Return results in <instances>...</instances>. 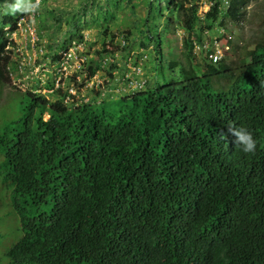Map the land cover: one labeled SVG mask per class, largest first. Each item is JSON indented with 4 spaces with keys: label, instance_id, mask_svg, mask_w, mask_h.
<instances>
[{
    "label": "trees",
    "instance_id": "1",
    "mask_svg": "<svg viewBox=\"0 0 264 264\" xmlns=\"http://www.w3.org/2000/svg\"><path fill=\"white\" fill-rule=\"evenodd\" d=\"M187 2L79 0L51 14L70 40L89 8L103 40H128L134 27L158 55L171 16L157 31L127 11L147 9V24L152 13L186 14ZM185 49L189 67L167 63L176 79L117 101L71 110L23 93L0 106V174L22 233L0 264H264V43L202 71ZM231 127L251 132L254 153Z\"/></svg>",
    "mask_w": 264,
    "mask_h": 264
},
{
    "label": "clouds",
    "instance_id": "2",
    "mask_svg": "<svg viewBox=\"0 0 264 264\" xmlns=\"http://www.w3.org/2000/svg\"><path fill=\"white\" fill-rule=\"evenodd\" d=\"M50 1L0 0V74L3 80L0 106L3 108L11 98L23 93H31L35 98L42 96L49 104H62L71 110L83 105H98L102 101H115L142 90L147 80H150L151 85L155 83L158 80L153 79L156 66L167 70L168 74L162 73L161 76L165 80L176 79L179 70H169L167 63L175 60L179 64L177 67L185 64L189 67V59L184 57L187 54L185 46L191 48L193 67L198 64V71H202L205 64L215 69H222L225 65L233 67L248 51L264 43V0H188L185 7L190 11L186 14L184 11L169 15L152 13L149 16L155 19L153 21L150 18L147 24H144L148 15L145 9L146 15L135 20L139 22L140 28L146 25L153 28V23L156 22L157 31H160L159 25L164 26V21L169 16L172 18L168 31L162 33L164 42L158 55L152 43L147 44L142 37L135 40L137 31L134 27L130 28L133 35L128 40L116 31L113 32L112 39L103 40L102 30L93 23V10L89 8L82 19L81 30L69 40L68 27L64 23L57 25L51 13L64 7L71 12L74 7L79 6V0L74 6L75 0L67 5V0L64 5L62 0H56V5L52 7ZM162 3L163 1L160 4ZM141 9L137 14L127 11L130 22H133L131 16L138 15ZM185 16L188 19L184 24ZM43 18L46 29L40 27L39 21ZM187 23L192 24L188 27ZM49 26L51 29L47 33ZM246 27L258 30V34L254 38H247L244 33ZM85 33L93 35V40H88L87 47L92 52H83L87 42ZM172 36H179L174 39L175 48L179 47L177 51H173L171 47ZM49 37L54 40L51 42ZM141 39L146 48L141 47ZM131 40L132 49H129L126 45ZM51 43L52 46L47 48ZM28 50L33 51L34 56L29 55ZM80 55L83 57L80 58ZM147 55L151 59L148 73L145 61ZM35 64L38 66L39 76L33 78L35 81L32 86L22 88ZM76 64L78 67L71 70ZM90 71L93 73L91 77L88 75ZM99 73L105 78L102 81L108 83L107 88L102 87L100 92L96 91L95 98L91 96L94 89L90 90V98L81 96V88L98 77ZM261 79H264V75ZM115 81L120 86L115 85ZM259 85L262 90L264 83ZM216 86L219 87L220 84L216 83ZM1 112L0 109V114ZM3 113L7 115L6 112ZM43 119L48 120L49 115L45 113ZM230 131L236 138V145L244 153L255 152L257 143L250 131L242 127H231Z\"/></svg>",
    "mask_w": 264,
    "mask_h": 264
},
{
    "label": "rangeland",
    "instance_id": "3",
    "mask_svg": "<svg viewBox=\"0 0 264 264\" xmlns=\"http://www.w3.org/2000/svg\"><path fill=\"white\" fill-rule=\"evenodd\" d=\"M68 1L65 3V5H67ZM49 4H52V6L56 5V0H51ZM77 4V0H75L73 2V5ZM64 5V4H63ZM146 15V10L145 9H141L139 14L134 16H131V20L135 21L138 20L141 17H144ZM255 27V26H254ZM258 30H254L250 27H246L244 29V33L246 35L247 38L251 39L254 38L258 33ZM85 37L87 42L84 44V50L85 51H90L92 52V49H88L87 47L89 46V41L88 40H93V35L92 33H85ZM172 42H171V47L173 49V51H177L178 48H175L174 46V39L175 38H179V36H172ZM176 45V43H175ZM27 53L29 55L34 56V52L32 51H27ZM83 55H80V58H82ZM79 58V59H80ZM146 61V69H147V73L149 72V65L148 63H150L151 59L150 57L145 58ZM120 64H122V62H120ZM74 67H78V65H74ZM37 68L38 66L35 64L32 69L30 70L29 73V77L28 79L24 82V86L22 88H28L29 86H32L34 84L35 77L39 76V73H37ZM161 73H164L165 75L168 74L167 70L165 68L162 67H158L155 70V74L158 78V80L154 83L155 86H159L162 84V79H161ZM103 78L102 75L99 73L98 77H96L93 81L88 82L83 88H81V96H83L84 98H90V90L94 89L93 92H91V96L92 98L96 97L95 92L98 91L100 92V89L103 88H107L106 81H102ZM80 82V81H78ZM93 82V83H92ZM21 83V82H20ZM115 85H119V83H117L116 81L114 82ZM116 92V90H115ZM116 96V95H113ZM118 99H116L115 101H117ZM2 175L0 174V261L1 263L6 262L7 258L6 255L8 253V250L14 245L16 244L20 237L22 236L21 233V228H20V222H19V216L18 213L15 210V206H14V200L12 198V194H11V190L6 188L5 183L3 182L2 179ZM5 260V261H3Z\"/></svg>",
    "mask_w": 264,
    "mask_h": 264
}]
</instances>
